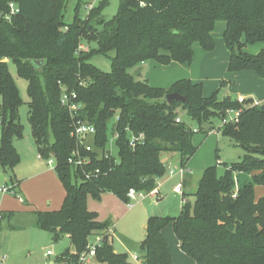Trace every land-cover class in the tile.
I'll return each mask as SVG.
<instances>
[{
    "label": "trees",
    "instance_id": "obj_1",
    "mask_svg": "<svg viewBox=\"0 0 264 264\" xmlns=\"http://www.w3.org/2000/svg\"><path fill=\"white\" fill-rule=\"evenodd\" d=\"M10 2L20 13L8 21ZM67 2L0 0V164L14 170L21 161L14 140L24 136L23 100L9 70L13 63L28 82V122L37 151L44 160L55 161L65 191L60 210L37 213L39 228L52 233L55 242L69 237L71 246L56 262L80 264L89 240L104 236L97 252L100 264H136L127 253L116 252L107 234L111 222L100 221L98 213L89 210L88 199L109 192L128 204L131 189L151 193L167 174L164 154H179L186 167L197 147L195 129L183 119L176 121L181 109L197 123L198 132L205 133L216 129L214 121L222 122L228 110L241 111L238 122L219 132L246 154L225 164L222 176L217 167L207 168L194 202L186 201L179 216L149 218L140 246L143 262L174 264L162 235L172 225L182 252L195 264H264V196L257 200L255 191L264 185V103L220 100L218 91L206 98L202 84L186 79L169 89L153 87L132 74L148 61L191 65L195 43L206 52L216 49L213 33L223 21L228 73L251 71L264 79V49L257 55L245 52L248 45L264 44V0H120L117 16L109 21L101 16L109 2L103 0L87 18L79 15L78 6L70 24L64 21ZM97 55L110 57L111 72L90 62ZM64 90L83 104L78 119L96 130L93 150L83 152L90 163L81 168L68 162L78 142L72 137L70 112L62 104ZM171 93L187 102L168 103ZM132 136L142 138L135 149L130 147ZM113 137L117 157L108 154ZM98 169L101 173L95 175ZM241 174L247 179L240 183L236 178ZM10 182L14 189L17 179Z\"/></svg>",
    "mask_w": 264,
    "mask_h": 264
},
{
    "label": "rangeland",
    "instance_id": "obj_2",
    "mask_svg": "<svg viewBox=\"0 0 264 264\" xmlns=\"http://www.w3.org/2000/svg\"><path fill=\"white\" fill-rule=\"evenodd\" d=\"M103 0H68L64 15V21L67 24L73 22L76 9L80 6L79 15L87 18L92 8L100 6ZM108 5L102 11V18L109 21L118 14L120 0H108ZM226 23L219 21L216 24L213 33L216 41V49L213 52H206L199 43L194 44V57L192 64L171 63L168 66H162L155 61L145 62L142 67V75L138 78L141 81H147L151 86L169 89L180 80H191L193 83L202 84L203 95L210 98L218 91L220 100L231 97L236 100L238 96H244L249 99L264 103V79L259 78L251 71H243L235 74L228 73V63L230 53L224 42V31ZM86 42L83 48H88ZM96 46V45H93ZM264 49V44L248 45L245 52L251 55H257ZM104 72L112 71V62L110 57L104 55L94 56L91 61ZM9 70L16 81L23 104L20 108V122L24 126V136L21 139H15L14 145L21 157L20 163L12 169H4L0 164V172L6 177V181L0 184L7 188H13L10 182L15 178L21 182L20 187L15 188L17 195L8 192L0 193V214L5 211V205L10 207L9 212L14 213L11 221L4 218L0 223V264H47V252L50 250L55 255L68 249L70 240L65 236L58 242L53 240V234L34 228L37 223V212H52L60 210L64 199L65 191L56 171L55 164L49 165L48 160L39 161L37 148L32 137L31 127L28 122V102L27 92L28 82L20 78L17 68L13 63H9ZM132 70L135 75L136 71ZM222 82H225L222 85ZM1 103V98H0ZM183 121L192 129L199 130V126L194 122L186 112L179 110ZM216 129L205 132H197L193 136V143L197 147V152L191 159L187 167L181 164L179 154H164L162 159L167 167V174L159 183L158 194L155 197L145 196L138 198L132 208L120 200L113 193H104L101 199L89 197L88 206L97 212L102 222H113L116 226L114 246L119 251H126L131 255H137L145 235V226L150 217L164 216L168 214L175 215L177 206L181 202V193L175 191V188L184 180L188 181L184 192L188 194V201L194 202V194L197 191L199 180L202 173L209 167H217L219 176L225 173V164L231 165L245 157V150L238 147L235 142L224 137L221 132L220 120L214 121ZM2 128L0 125V143ZM92 142V139L89 140ZM107 149L117 157L118 150L114 140H110ZM39 162L40 166L35 164ZM42 164V165H41ZM184 168L185 177L180 173L172 176L171 170L178 172ZM43 171H49V176H40ZM238 181L241 183L247 176L239 175ZM256 196L264 195V185L256 186ZM147 195V194H145ZM159 196L160 202L156 201ZM23 198L24 204L20 201ZM2 216V214H1ZM34 226V227H33ZM166 228L174 231L170 225ZM175 236V235H174ZM51 256L54 260L56 256Z\"/></svg>",
    "mask_w": 264,
    "mask_h": 264
},
{
    "label": "built area",
    "instance_id": "obj_3",
    "mask_svg": "<svg viewBox=\"0 0 264 264\" xmlns=\"http://www.w3.org/2000/svg\"><path fill=\"white\" fill-rule=\"evenodd\" d=\"M9 9L10 13L6 16V19L8 21L12 20L13 16H16L20 13V8L19 6L14 3L10 2L9 3ZM237 101L239 103H245L247 101V98L244 96H239ZM62 104L67 107L68 111L70 112L71 118H72V137L75 138V140L78 142V146L72 151L71 156L68 160L69 164L75 167H84L90 163V159L84 155L85 152H91L93 150V147L91 143L89 142L90 139H93V137L96 134V130L93 126L85 124L83 121L78 119L79 116V111L83 108V104L80 102H77V95L75 93H68L66 90L63 91L62 94ZM261 104L260 102L253 100L252 106H258ZM241 111L238 110H228L227 111V117L222 121V127L228 124L236 123L238 122L239 116H240ZM177 123L182 122V118L179 117L177 118ZM1 125V121H0ZM195 133L198 132V130H194ZM115 142L116 137L112 138ZM111 139V140H112ZM142 138H137L135 136H132L130 140V147L131 149H135L136 144L141 141ZM108 154H112V151L108 149ZM107 154V155H108ZM113 155V154H112ZM108 157V156H107ZM40 159H43L40 156ZM49 165L55 164V161L53 159L48 160ZM101 171L98 169L94 172L95 175H99ZM176 171L171 170L170 174L174 175ZM177 173H180L181 176H184L185 170L184 168L180 169ZM89 177V176H88ZM183 190V185L180 184L175 188V191L178 193L182 194ZM12 192V194H15V190L13 188H7L5 186L0 185V193H8ZM158 195L157 189L152 191L151 193L145 195V193H139L134 189H131L128 193L129 197V203L128 207L132 208L134 206L135 201L138 198H145V196H152L155 197ZM2 219V216L0 214V220ZM114 231V226L111 225L107 229V234L112 235ZM104 240V236H97L94 239H90L88 242V245L86 247V250L82 253L80 256L79 262L80 264H100L97 260V252L98 248L102 246ZM53 252L48 251L47 255L51 256ZM133 260L136 264H142L140 258L138 256H133Z\"/></svg>",
    "mask_w": 264,
    "mask_h": 264
},
{
    "label": "crops",
    "instance_id": "obj_4",
    "mask_svg": "<svg viewBox=\"0 0 264 264\" xmlns=\"http://www.w3.org/2000/svg\"><path fill=\"white\" fill-rule=\"evenodd\" d=\"M230 60V59H229ZM143 68V67H142ZM143 71V70H142ZM141 75H142V73H141ZM256 75V74H255ZM239 97V96H238ZM228 98H231V97H228ZM232 99V98H231ZM238 98H236V100H237ZM217 132H219V131H217ZM37 153H38V151H37ZM37 158H38V160L39 161H42V160H44V159H40V155H39V153H38V156H37ZM191 161V160H190ZM190 163V162H189ZM189 163L187 164V166L189 165ZM42 165V164H41ZM35 166L37 167H39L40 166V164H39V162H37L36 164H35ZM186 166V167H187ZM49 171L47 172V171H43V173H42V175H40L41 177L42 176H49ZM177 174V172L174 174V175H176ZM0 175H3V176H5L2 172H0ZM174 175H172V176H174ZM184 177H185V175H184ZM162 179V178H161ZM161 179H159L158 180V187H157V191L159 190V183H160V181H161ZM5 181H6V177H5ZM4 181V182H5ZM18 182H16L15 183V188H17V187H20V185H21V182L19 181V180H17ZM3 183V182H2ZM1 183V184H2ZM181 184V183H180ZM179 184V185H180ZM186 184V185H185ZM187 184H188V181L187 180H184L183 181V190H182V196H181V202H180V204L177 206L178 208V210H177V213L173 216V215H170V214H168L167 216H169V217H177V216H179V214L181 213V210H182V207H183V205H184V203L186 202V201H188V194H186L185 192H184V188H186L187 187ZM1 194H3V193H1ZM15 195H17V192L15 191ZM159 195V194H158ZM187 195V196H186ZM264 195H260V196H256V199L258 200V199H260L261 197H263ZM150 197H152V196H150ZM20 201L22 202V204H24V201H23V198H21L20 197ZM156 201L157 202H160V198H159V196H157L156 197ZM10 207H7V204L5 205V211H2L1 212V214H2V219L0 220V223H1V221L4 219V218H6V219H8L9 221H11L12 220V218L14 217V213L13 212H9L7 209H9ZM88 208H89V206H88ZM89 210H91V211H93L92 209H90L89 208ZM93 212H95V211H93ZM9 213H13V216L12 217H10V219H9V216H8V214ZM38 213V212H37ZM97 213V212H96ZM99 215V214H98ZM165 216V215H164ZM99 220H100V216H99ZM37 221H38V219H37ZM101 221V220H100ZM111 224L114 226V231H113V233H112V237H113V239H114V237H115V231H116V226H115V224L113 223V222H111ZM147 225V224H146ZM171 227H172V229H173V226L172 225H170ZM34 227V226H33ZM34 228H39V226H38V223H35V227ZM40 229V228H39ZM162 235H163V237L165 238V240L168 242V244H169V248H170V253H171V256H172V260H173V262H174V264H195V262H194V260L192 259V258H190L189 256H187L185 253H183L182 252V250H181V248H180V243H179V241H178V239L176 238V236H174L175 234H172V232H171V230H169V228H165L164 230H163V232H162ZM145 236H146V226H145V235H144V237H143V240H144V238H145ZM67 239H69V237L68 236H65ZM115 247V246H114ZM67 250V249H66ZM65 250V251H66ZM115 250H116V252H122V253H127L128 254V256H129V260L131 261V262H133V263H135L134 262V260H133V256H138L139 258H140V260H141V262L143 263V255H142V253L141 252H139V254H135V255H131L130 253H128V252H126V251H119L118 249H116L115 248ZM50 251V250H49ZM65 251H62L59 255H55V253L53 252V254L51 255V256H56V258L54 259V260H52V259H50V257L51 256H47V259L49 260L48 262H47V264H58L57 262H56V260H57V258L63 253V252H65ZM5 261V258L3 257L2 258V260L0 261V262H4Z\"/></svg>",
    "mask_w": 264,
    "mask_h": 264
},
{
    "label": "water",
    "instance_id": "obj_5",
    "mask_svg": "<svg viewBox=\"0 0 264 264\" xmlns=\"http://www.w3.org/2000/svg\"><path fill=\"white\" fill-rule=\"evenodd\" d=\"M40 64H42V61L40 62ZM142 70H143L142 67L138 68V70L135 73V77L138 78L141 75ZM173 101H180V102H184L185 103V102H187V99H186V97L180 95L179 93H171V94H168L167 95V102L168 103H171ZM4 181H5V177L3 175H0V184L2 182H4ZM142 264H146V262L144 261Z\"/></svg>",
    "mask_w": 264,
    "mask_h": 264
}]
</instances>
